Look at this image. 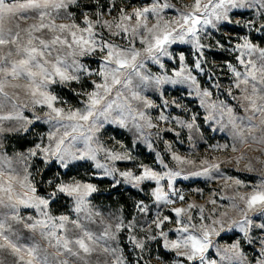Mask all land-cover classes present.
<instances>
[{"label":"clouds","instance_id":"9594fccd","mask_svg":"<svg viewBox=\"0 0 264 264\" xmlns=\"http://www.w3.org/2000/svg\"><path fill=\"white\" fill-rule=\"evenodd\" d=\"M107 2L105 9L101 0H0V264H184L192 235L207 247L188 264H264V205H247L248 194L264 184V0L225 5V15L202 26L208 55L195 85L157 83L170 70L143 48L131 58L130 38H148L132 31L135 20L128 35L118 34L125 23L119 17L137 7L160 9L156 0L127 13L114 5L123 10L130 0ZM215 2L200 0L199 12ZM167 3L147 20L149 28L166 18L175 27L181 14L196 11L194 0ZM89 23L94 51L73 38H89ZM101 42L118 46L127 66L105 65ZM246 42L251 49L236 47ZM54 66L70 79L56 76ZM102 66L109 87L96 89ZM93 91L96 105L88 101ZM43 93L56 98L60 115ZM37 144L48 151L33 153ZM109 151L125 157L109 160L113 175L89 158L107 159ZM125 164L132 173L148 167L171 176L170 185H160L170 202L155 198L154 181L122 178ZM58 182H91L95 191L77 210L78 196L56 190ZM29 198V205L21 203ZM41 198L47 206H32ZM177 207L183 213L157 228ZM46 216L68 219L62 229L53 227L59 220L37 223ZM174 240L178 247H171Z\"/></svg>","mask_w":264,"mask_h":264},{"label":"snow or ice","instance_id":"6c2138e0","mask_svg":"<svg viewBox=\"0 0 264 264\" xmlns=\"http://www.w3.org/2000/svg\"><path fill=\"white\" fill-rule=\"evenodd\" d=\"M101 2L104 4V8H108V2L107 0H101ZM157 3L161 5V8L158 9L157 7H137L134 12H132L131 15H124L119 17V19L123 23V27L119 31V35L124 36L129 34V23L133 20H135L137 23L136 25L132 26V31L134 33H148V38L145 39L143 36H140L139 39H137L135 36L131 37L129 40V43L133 46L132 51V59L135 60L136 57L139 55L138 51H135L137 48H143L152 59L154 64L160 65L161 68L169 69L170 71L164 74L163 76L156 77L157 83H162L165 80H171L172 83H178V82H186L189 85H195L196 84V76L198 73H196V69H200L201 71L204 70V65L201 62V58H206L208 53L205 51V44L203 43L202 37H201V31L202 26L207 27L208 25H212L214 19L219 20L222 15H225L227 12V8L225 5L229 4H235L237 0H216L215 4L206 6L203 13L199 12V9L201 7L200 0H194V9L196 11H193L192 13H185L181 14V20L177 26H172V22L170 19L166 18L163 23H157L152 26V28H149L147 24V20L153 19L154 17H157L159 15V12L162 10V8H170V5L167 3V0H156ZM133 4H143V5H152L153 0H130V4L124 8L123 10L120 9L119 4H115L114 7L117 11H123L125 13L129 12L131 10V6ZM211 9L210 11L208 9ZM174 15V13H173ZM167 16V14H166ZM96 17H93L95 19ZM143 21V23H141ZM119 27V25H118ZM154 29H158V31H153ZM87 31L89 32V38H85L83 35L76 37L75 33H73L74 42L80 44L83 48L86 50H96L97 45L95 42L91 39L92 36V26L89 23ZM220 43H224V39L220 38ZM187 46V47H183ZM210 46V45H209ZM116 45L111 44L110 42H101L100 44V50L105 51L106 55L104 57L105 65H110L113 61L115 62V65L117 66V69L123 68L127 66L129 63V60L126 56H121V53L119 50H117ZM237 48H247L251 49V46L247 44V42L243 45L237 44ZM32 52L37 51L36 49H32ZM264 54V53H262ZM243 55V54H242ZM164 57H167V59H163ZM22 64H27V61H22ZM241 63H243V59H241ZM229 70L235 71L233 66L229 64L227 66ZM42 73L46 72L47 70L41 66ZM54 73L56 76H59L61 79H70V77L61 70L58 66H54ZM249 75H253V72H249ZM32 75H35L34 73ZM235 75L239 76L240 73L238 71H235ZM99 79L97 81H93V84L95 85L96 89L104 88L107 89L109 87L107 83L108 73H106L103 69V66L100 69L99 72ZM112 81L113 83H118L119 81L116 79L115 75H112ZM89 87H92L90 84ZM197 95H201L203 97H207L209 93L205 90L203 92H200L198 88L195 89ZM44 96V103L48 105V107L52 108L53 111L57 113V115H60L62 112V109L54 107V96H49L47 93L42 94ZM166 95V91H165ZM88 101L90 105H96L99 103L98 99V93L96 91H93L88 96ZM205 101L204 99L201 100V103L203 104ZM211 107H215L214 105H211ZM175 111V109H173ZM78 114L72 113L70 118H75ZM89 115L91 113L89 112L86 115L80 116V119L87 120ZM161 119H165V117L161 116ZM121 124H123V120L120 121ZM150 127H153L154 125L149 124ZM168 135V133H166ZM149 146L151 147V143H149ZM129 147L131 145L129 144ZM59 149V145H57V150ZM37 150L42 152H47L48 149L46 147H43L39 144L35 146L33 149V153H35ZM83 158V157H81ZM90 159H92L95 162V166L97 168H101L104 171L105 175H113L116 173L117 169L114 167L109 166V160H115L119 161L125 157H123L120 153L109 151L108 158L107 159H100L98 158V155L93 154L89 156ZM131 158V157H127ZM120 167L124 168V171H121L119 175L122 178H125L127 180L128 178H131V182L134 184L136 182L142 181V180H150L154 181L153 187L155 189V198L157 200L164 199L165 202H170L167 200V194L161 191V181H164V184L170 185L171 184V176L168 177V179H164L162 176H158L156 171H154L151 168L148 167H142L139 171L132 173L128 171L129 165H120ZM178 175V173H177ZM56 190H58L61 193H66L69 195H77V210L80 209V207L86 203L85 197L89 195L91 192L95 191V186L91 182H84V183H66V184H60L59 182L55 186ZM56 190L53 191L52 195H56ZM34 191V189H33ZM181 199H186V197L181 196ZM31 198H29L28 201H21V203H24L26 205L30 204ZM49 201L47 199L41 198L39 203L36 205H32L37 207L38 209L43 206H47ZM247 205L249 208L255 207L257 205H264V184L257 185V189L247 196ZM191 207V206H190ZM184 211L183 208H173L171 212L165 213L164 216V222L157 224V228H167V221L169 218H171L172 221L176 220V216H179ZM175 213L176 216H173L172 213ZM59 220L61 223L54 224L53 227L56 228H63V221L67 220V217L61 216V217H45L42 220H38L37 223H43L47 224L48 220ZM176 231H187L186 228L183 229H177ZM246 231V229H245ZM55 234V233H53ZM205 237L209 235L207 230H205L204 233ZM190 240V247L192 249V254L187 256V259L184 261V264H188V261L195 260L196 255L198 253L202 254L207 247V245L199 239L197 236L192 235L189 237ZM81 247H85V244L83 241H79ZM165 246H168L167 241H164ZM179 246V241L174 240L171 244V247L175 248ZM187 246V245H186Z\"/></svg>","mask_w":264,"mask_h":264}]
</instances>
